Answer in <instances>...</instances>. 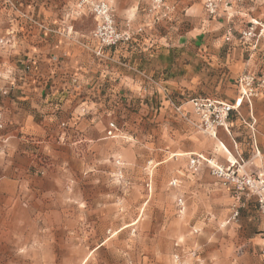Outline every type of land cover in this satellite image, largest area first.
Segmentation results:
<instances>
[{"label":"crops","instance_id":"obj_1","mask_svg":"<svg viewBox=\"0 0 264 264\" xmlns=\"http://www.w3.org/2000/svg\"><path fill=\"white\" fill-rule=\"evenodd\" d=\"M252 1L250 7L237 8L233 15L203 16L199 28L190 29L172 43L160 41L154 48L147 43L140 55L130 48L123 60L117 50L97 54V49L93 55L94 42L76 28L42 25L45 47H32L33 70L23 77L18 73L12 100H0V108H4V128L0 129V242L11 243L19 252H31L38 242L36 234L69 233V201L79 200V186L85 184V176L88 183L95 184L98 171L112 170L117 158L112 140L117 130L112 138L106 133L117 110L122 112L125 132L132 129L134 94L146 96L140 104L142 109L159 107L161 120L172 117L178 125L177 136L208 137L204 152L213 162L227 167L229 162L239 161L244 170L264 174V90L249 103L239 101L241 76L264 80L263 42L244 43L240 36L251 23H256V31L264 24V0ZM186 9L189 12L195 6L191 3ZM30 43L36 44V40ZM42 51L44 55L37 53ZM202 84L215 90L212 98L202 99L234 107L226 126L217 128L214 136L194 126L193 99L175 106L167 97L170 93L191 94ZM176 107L189 121L182 119ZM84 110L89 114L83 116ZM62 123L65 128H61ZM199 153L203 152L191 147L172 156L205 157ZM74 186L75 193L70 194ZM246 213L263 225L254 198ZM246 228L242 230L246 236L240 239L220 238L219 249L210 248L207 264H264L261 241L251 237L253 229ZM7 235H12V240H7ZM47 242L51 248L54 240ZM238 245L244 247L234 253Z\"/></svg>","mask_w":264,"mask_h":264},{"label":"rangeland","instance_id":"obj_2","mask_svg":"<svg viewBox=\"0 0 264 264\" xmlns=\"http://www.w3.org/2000/svg\"><path fill=\"white\" fill-rule=\"evenodd\" d=\"M206 2L0 0V100H12L18 73L23 77L33 70L32 47L39 50L45 47L42 25L51 23L76 28L84 33L85 39L94 42L95 55L100 43L92 33L100 19L94 9L105 4L123 40L100 51L108 54L117 50L123 60L125 51L130 48L140 55L147 43L153 48L160 41L172 43L190 29L199 28L203 16L212 19L224 13L220 8L218 15L209 16ZM191 3L195 10L188 12L186 7ZM251 4L252 0L236 5L233 12ZM31 39H35L36 44H31ZM37 53L44 55V51ZM26 67H31V71ZM4 91L6 95H2ZM214 93L212 85L202 84L191 94L170 93L167 97L177 106L181 101L194 98H212ZM136 95L132 129L125 132L121 111H115L111 120L117 130L112 140L117 149L112 170L98 171L93 178L95 184L88 183L85 176V184L79 186L82 191L79 200L69 201V233H38L36 248L31 252H19L11 248V243L0 242V264H207L208 252L210 248L219 249L220 238L240 239L246 236L242 230L247 227L254 230L251 237L259 239L261 222H254L246 213L253 198H237L232 190H224L226 187L219 181L223 187L220 188L206 163L197 170L191 169L189 162L194 156H172L196 147L203 152L199 154L210 159L204 152L208 137L177 136L175 120L167 116L161 120L159 107L142 109L140 104L146 101V96ZM3 110L0 108L1 112ZM89 112L84 110L81 114L85 116ZM125 151L130 153L126 155ZM246 171L252 172L251 169ZM87 175L92 177V173ZM12 238L7 235V240ZM50 238L54 240L51 248L47 242ZM243 247H234L237 249L234 253Z\"/></svg>","mask_w":264,"mask_h":264},{"label":"built area","instance_id":"obj_3","mask_svg":"<svg viewBox=\"0 0 264 264\" xmlns=\"http://www.w3.org/2000/svg\"><path fill=\"white\" fill-rule=\"evenodd\" d=\"M250 0H207L205 10L209 16H216L220 8L227 15H233V9L236 5H242ZM94 12L99 17V23L92 33L94 39L100 43V49L97 54H100L102 47H112L123 40V37L117 33L109 9L107 5L102 4L95 7ZM256 23H251L250 26L241 33V39L244 43L255 44L258 41L264 44V25H260V29L256 31L254 28ZM126 38L125 40H127ZM26 70L31 71V67H26ZM239 85V101L247 100L258 96L264 90V80L258 81L255 76H241L238 79ZM7 92H2L6 95ZM182 119L189 121L187 114L175 108ZM234 111L232 105L222 103L210 99H193L191 100V113L196 117L197 122L195 127L211 136H214L217 128H224ZM65 123L61 124V128H65ZM4 128L2 112L0 111V129ZM107 136L113 137L115 125H109ZM206 163L211 170L212 176L220 181L223 187H230L232 191L239 197L254 198L258 207V211L264 221V174L258 171L248 172L244 170V166L239 161L229 162L227 167L215 164L211 159H206L202 156H194L190 162L191 169H198L201 164ZM181 202V201H180ZM260 253L264 257V222L259 233Z\"/></svg>","mask_w":264,"mask_h":264}]
</instances>
